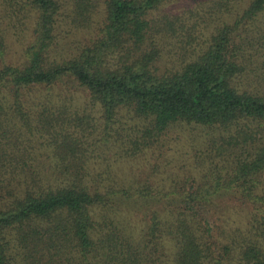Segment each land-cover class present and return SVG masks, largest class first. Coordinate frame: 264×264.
I'll list each match as a JSON object with an SVG mask.
<instances>
[{
	"label": "trees",
	"instance_id": "trees-1",
	"mask_svg": "<svg viewBox=\"0 0 264 264\" xmlns=\"http://www.w3.org/2000/svg\"><path fill=\"white\" fill-rule=\"evenodd\" d=\"M168 1L103 0L100 34L50 62L61 0H14L36 18L24 65L0 68V264H264V0H186L197 6L188 15L158 19ZM92 2L75 0L77 16L92 13ZM164 37L181 38L186 58L160 73ZM72 83L102 113L94 142L81 137L86 115L38 96ZM172 126L212 131L221 161L211 185L175 189L157 209L147 187L104 184L105 172L90 171L94 145L133 156ZM32 138L53 145L50 174L28 163ZM226 195L241 211L225 223L239 213L237 225L210 219ZM127 204L149 215L138 237L121 219Z\"/></svg>",
	"mask_w": 264,
	"mask_h": 264
},
{
	"label": "rangeland",
	"instance_id": "rangeland-1",
	"mask_svg": "<svg viewBox=\"0 0 264 264\" xmlns=\"http://www.w3.org/2000/svg\"><path fill=\"white\" fill-rule=\"evenodd\" d=\"M102 1L94 0L92 13L89 12L88 16L80 17L77 16L75 0H61V16L58 17L56 24L55 39L46 54L48 61L60 62L78 55L84 46L90 45L100 34L104 19ZM196 7L195 4L186 0H170L161 5L154 15L158 19L167 15L171 20H174L175 16L188 15V11L190 12ZM21 11L18 10L14 0H0V38H3L4 41V53L0 56V68L4 65L22 67L26 62V50L34 43L35 14L32 11L20 13ZM218 24L217 19L210 20L206 28L203 29L202 35L199 36L202 39L207 38ZM258 24L264 27V15L259 18ZM162 40L160 47L164 56L157 64L160 73L169 71L177 61L186 58L182 52V47L185 48L184 43L179 45L177 41H181V38L164 37ZM118 52L117 50L108 57L107 63L110 66L123 54L122 51ZM45 95L54 105H64L69 110L76 111L81 117L86 115V119L89 120L87 125L90 126V129L81 137L94 142L93 138L96 137L97 129L102 123V113L98 108L92 109L87 104L86 93L81 88L73 83L71 87L70 85H58L49 90L42 88L38 96L45 98ZM29 101L33 102L32 99ZM129 124L130 122H128ZM93 132L94 135L91 138H86L90 137ZM126 133L127 135L132 134L130 130L124 134ZM25 135L30 136L31 134ZM213 138L215 136L211 130L191 126H172L161 135L151 148L144 149L133 156L130 153L129 155L126 153L119 155V149L114 146L96 144L89 148L93 151L91 153L93 157L88 161V165L90 171L105 172L104 184L117 183L129 190L136 186L147 187L153 194L149 198L156 201L154 204L156 208L163 209L160 200L165 194L174 192L175 189L181 193V189L188 191L195 189L199 184L209 186L213 183L215 177L212 174V164L215 165L221 161L220 157H217L220 154L211 149L213 148L211 142ZM87 141L84 147L89 144ZM50 144L51 142L39 146L37 139L32 138L30 146L29 144L25 145L28 150L27 155L31 156L28 158V163L32 166L43 167L48 170L49 174L55 163V160L50 156L53 150V145L50 146ZM168 197L173 198L174 196ZM219 199L217 208H214L211 211L213 214H210L213 223L229 224L234 221L237 225L239 221L243 220L237 213V215L232 214V218L225 223L230 213L241 211V206L230 195L222 196ZM137 207L127 204L124 207L125 212L121 213V219L134 237L141 234L149 220L148 213H143ZM226 211L230 212L226 213Z\"/></svg>",
	"mask_w": 264,
	"mask_h": 264
}]
</instances>
